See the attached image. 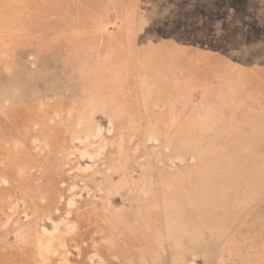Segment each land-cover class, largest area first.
<instances>
[{
	"label": "rangeland",
	"instance_id": "obj_1",
	"mask_svg": "<svg viewBox=\"0 0 264 264\" xmlns=\"http://www.w3.org/2000/svg\"><path fill=\"white\" fill-rule=\"evenodd\" d=\"M159 1L0 0V264H76L81 246L98 264L116 235L187 215L214 244L190 264H264L262 3ZM169 140L192 156L169 163Z\"/></svg>",
	"mask_w": 264,
	"mask_h": 264
},
{
	"label": "bare ground",
	"instance_id": "obj_2",
	"mask_svg": "<svg viewBox=\"0 0 264 264\" xmlns=\"http://www.w3.org/2000/svg\"><path fill=\"white\" fill-rule=\"evenodd\" d=\"M73 1L75 2V0H73ZM151 1H153V0H151ZM260 1L262 3V6H261L262 11L261 12L264 13V0H260ZM34 2H37V0H18V4H17L18 8L16 10L18 11L22 8H26L29 5L34 4ZM159 3H160V5H162L161 8L163 10L162 11L163 13H168L172 10L175 12L178 9H184V10L189 9V6H186V5H188V1H184V0H171V2H169V3L167 0H161V1H159ZM181 3H185L184 8L181 6ZM206 3H208V1ZM203 4H205V3H203ZM79 5L83 6L81 4H79ZM13 10L14 9L12 7L8 8V9L7 8L4 9V8L0 7V15L5 14L7 12L8 13L13 12ZM62 13H64V12L62 11ZM139 17H140V19H139L138 23H136V24L132 23V20H131V19L135 20V16L130 17L129 18L130 20L126 21V23H125L126 24L125 25L126 30L123 34L126 41H132L131 33L128 32L129 30L132 32V31L137 29V31H139L140 33H144L146 31H149L148 29H149L150 25L152 23H154V20L156 21V19H154L153 17H150L146 12L140 13ZM85 22L89 23V17H86ZM156 41H154V42L152 41L150 43H147L145 40L140 41L139 50H140V53H144L145 58H149L151 56V53H153V52L155 53L156 57L161 55V53H159V51H158L159 48L156 45L157 43H155ZM121 42H124V41H121ZM163 43H165V42H163ZM165 46H166V43H165ZM112 51H114V50L112 49ZM141 56H142V54H141ZM150 61H151V59H150ZM147 63H149V62H147ZM131 123H134V122H131ZM131 123H130V125H131ZM128 126H127V128H128ZM133 127H131V128H133ZM123 130H125V129H123ZM163 138H165V137H163ZM186 138H188V137H186ZM167 139H170V138H167ZM169 141H171V140H169ZM168 143H169V145L166 144L167 145L166 148L168 147L170 149V152L166 155L165 159L169 163L174 164L176 160L183 163L186 157L192 156V154H191L192 143L191 142L187 141V142L179 143L178 140L177 141L175 140V141H171ZM163 162H162L163 164H166L165 160H163ZM160 170H161V168H160ZM189 171H191V169ZM167 177L169 178L170 175L168 174ZM182 178H184V176ZM189 181H190V179H189ZM191 181H192V179H191ZM187 184H189V183L187 182ZM190 185H191V183H190ZM188 191H189V189H188ZM190 191H192V190H190ZM176 202H177V200H176ZM159 215H157V216H159ZM157 216L155 215V217H157ZM132 219L136 220V217L132 216ZM157 219H158V217H157ZM167 220L168 221L166 222L165 225H157L158 227L156 226L157 231L154 233V236H151V238L149 237V234H147L146 232H140L141 234H138L139 236H135L136 234H134L133 229L129 230L126 233L125 232L122 233V235L121 234L116 235L114 237V240L112 241V244H111L114 246V248H112L113 253L111 252V254H109L107 252V250H104L105 248L104 249H102V248L97 249V257L99 258L98 264H190L192 262V260H191L192 257L200 256V257H204L205 259L208 257V255L212 251L214 244L209 243L205 239V236H204L205 234L204 235L199 234V237H196V235L192 232L191 216L187 215L183 221L181 219L179 220L178 218H172L170 220L167 218ZM155 225H156V223H155ZM103 234L106 235L108 233L104 231ZM130 236H133L134 238L131 239ZM123 243L127 245L126 248H125ZM161 245H162V247L163 246L164 247L158 249L157 246H161ZM166 245L168 246L167 251L165 249ZM89 249H90L89 246H87V247L81 246L79 248V256H80L81 261H80V263L76 262V264H92V257L89 256Z\"/></svg>",
	"mask_w": 264,
	"mask_h": 264
}]
</instances>
